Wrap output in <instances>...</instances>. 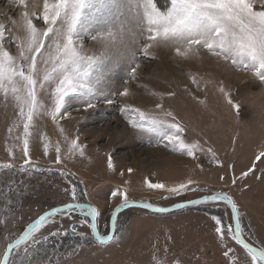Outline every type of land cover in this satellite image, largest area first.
Wrapping results in <instances>:
<instances>
[{"label": "snow or ice", "instance_id": "6c2138e0", "mask_svg": "<svg viewBox=\"0 0 264 264\" xmlns=\"http://www.w3.org/2000/svg\"><path fill=\"white\" fill-rule=\"evenodd\" d=\"M8 2L16 5L19 11L17 16L8 18L10 24L0 22V105L5 110L11 105L15 113L7 129L13 141L7 148L8 155L14 160L15 152L19 149L23 162L18 167L14 162L0 163V170H3L0 171V178L10 176L4 192L7 212L13 220L16 219L10 194L24 183L15 179L17 175H27L30 179L38 173L54 172L67 179L69 186L62 190L67 202L50 207L29 222L22 232L6 230L4 236L0 237V264H61L64 253L59 251L61 245L53 241L69 235L80 241L67 253L69 257L92 243L104 245L119 241L117 215L130 204L140 203L159 213L169 211L152 202H138L130 197L127 187H117L111 193L112 197H120V203L110 213L112 230L102 233L99 226L101 210L90 200L84 199L88 195L87 190H80L71 181L74 173L63 167L42 168L30 155L38 139L45 156L55 151L53 165H61L77 156L85 157L86 145L80 143L79 135L71 136L60 122L71 121L73 110L89 113L101 102L112 105L117 97L131 96L129 81L138 79L141 59H157L160 49H167L186 62L202 59V53H206L217 63L222 61L237 70L252 72L254 78L264 85V0ZM38 24L42 26L38 27ZM88 41H91V47ZM6 42L15 45V54L6 47ZM121 68L126 69V79L121 78L123 89L113 91L112 78L118 75ZM192 83L199 86L195 77ZM185 90L188 91L187 88ZM219 91L238 115L241 104L233 101L222 84ZM152 95L160 100L155 104V110H141L122 103L119 111L126 118L131 114L128 118L131 127L138 133L151 134L158 144L172 152L192 158L195 162L193 172L196 169L204 170L199 163V154L206 153L210 164L220 165L222 161L215 149L211 145L205 147L207 140L203 143L199 139L189 142L184 137L185 126L171 110L164 108V96L174 97L175 92ZM45 118H50L55 125L59 135L55 142L40 130L38 122ZM262 157L264 151L256 155L255 161ZM255 161L252 167L241 173L240 179L253 172ZM107 169H115L110 153L107 156ZM127 172L130 174L133 169L128 168ZM120 175L123 176L124 172L121 171ZM258 178L264 179V173ZM219 179L223 181L225 176L221 175ZM236 183L237 178L234 177L232 184ZM145 184L150 189H163L167 193L164 199L201 193L194 199L176 203L175 208L221 202L228 205L231 222L225 223L220 216L211 217L215 223V233L221 241L227 236L246 251L247 259L243 264H264V244L249 242L251 230L246 231L239 206L227 191L211 190L192 176L172 186L163 182L153 183L147 178ZM2 189L3 185L0 184ZM2 226L7 228V217ZM223 255L230 259L231 264H241L234 249L228 248ZM152 264H167V260L154 251ZM174 264H180V261L177 259Z\"/></svg>", "mask_w": 264, "mask_h": 264}, {"label": "rangeland", "instance_id": "374dc122", "mask_svg": "<svg viewBox=\"0 0 264 264\" xmlns=\"http://www.w3.org/2000/svg\"><path fill=\"white\" fill-rule=\"evenodd\" d=\"M18 11L19 8L9 4L8 0H0V22L10 24L8 18L17 16ZM40 26L42 24H38ZM87 44L92 46L91 41ZM6 47L15 54L14 44L6 42ZM157 57L155 60L141 59L138 79L129 81L131 96L117 97L112 105L101 102L89 113L73 110L71 121L60 122L71 136L79 135L80 143L86 145L85 157L77 156L61 165H53L55 151L45 156L42 144L37 139L36 147L30 152L32 159L42 168L63 167L74 173L71 181L80 190H87L88 195L84 199L90 200L101 210L99 226L102 233H108L110 213L120 203V197L111 195L117 187H127L130 197L138 202L167 207L194 199L201 193L164 199L167 193L163 189L148 188L145 178L153 183L163 182L172 186L192 176L211 190H224L232 195L239 206L246 231L251 230L249 242L264 244V179L258 178L264 173V157L255 161L256 155L264 151V85L254 78L252 72L237 70L222 61L217 63L206 53H202V59L191 62L176 58L167 49L158 50ZM125 71V68H121L118 75L112 78L113 91H122L121 78L126 79ZM193 77L199 86L192 83ZM221 84L233 101L241 104L238 115L219 91ZM170 91L175 92V96H164V108L171 110L185 126L184 137L189 142L199 139L203 143L207 140L205 147L211 145L215 149L222 161L220 165L210 164L206 153L199 154V163L204 170L196 169L193 172L195 162L192 158L158 144L151 134L138 133L128 123L131 114L126 118L119 111L122 103L141 110H155V104L160 100L152 93ZM182 99L191 102L188 108H184L185 111H179L184 106ZM180 112H188L194 123L180 116ZM80 116L86 118L79 119ZM14 118L11 105L6 110L0 105V163L14 162L18 167L23 162L22 153L17 149L13 160L7 151L13 143L7 129ZM38 123L40 130L46 132L53 142L59 139L50 118ZM109 153L114 170L107 169ZM254 161L256 167L253 172L240 179L241 173L252 167ZM128 168H132L133 172L129 174ZM121 171L124 172L123 176L120 175ZM221 175L225 176V180L219 179ZM234 177L237 178L235 185L232 184ZM9 179V175L0 178L3 185L0 190V237L4 236L6 230L22 232L29 222L44 211L67 202L62 190L69 186L68 180L57 173H38L30 179L27 175H17L15 179L24 183L10 194L11 208L16 217L13 220L7 212L4 196ZM125 181H128L127 185ZM212 216L222 217L225 223L231 222L230 208L223 202L188 206L166 213L130 207L122 209L117 215L119 241L104 245L92 243L71 257L67 253L80 243L78 238L69 235L63 239L57 238L53 243L61 245L59 251L64 253L61 264H152L154 251L158 252L160 258L166 259L167 264H174L177 259L180 264H231L230 259L223 255L228 248L234 249L235 256L243 264L247 259L246 251L227 236L221 241L215 233ZM5 217L7 228L2 226Z\"/></svg>", "mask_w": 264, "mask_h": 264}, {"label": "water", "instance_id": "95a60500", "mask_svg": "<svg viewBox=\"0 0 264 264\" xmlns=\"http://www.w3.org/2000/svg\"><path fill=\"white\" fill-rule=\"evenodd\" d=\"M179 203V202H178ZM176 204V203H175ZM175 204H173V205H170V206H167V207H165V208H168L169 209V211L168 212H170V211H173V210H176V209H178V208H175L174 207V205ZM141 208V209H145V210H147V211H151V212H155V211H153L152 209H148V208H145V207H143L140 203H136V204H130L129 206H127V207H125V208ZM159 207V206H158ZM125 208H122V209H125ZM121 209V210H122ZM155 213H159V212H155ZM164 213H166V212H164ZM111 219L109 220V231L108 232H111Z\"/></svg>", "mask_w": 264, "mask_h": 264}, {"label": "bare ground", "instance_id": "6f19581e", "mask_svg": "<svg viewBox=\"0 0 264 264\" xmlns=\"http://www.w3.org/2000/svg\"><path fill=\"white\" fill-rule=\"evenodd\" d=\"M181 103H183L184 104V106L181 108V109H179V111H185V109L184 108H188L190 105H191V102H189L188 100H184V99H182L181 100ZM180 114V116H182V117H185L186 119H187V121L190 123V121L191 122H193L192 120H191V117H190V115H189V113L187 112V113H182V112H180L179 113ZM194 123V122H193Z\"/></svg>", "mask_w": 264, "mask_h": 264}]
</instances>
